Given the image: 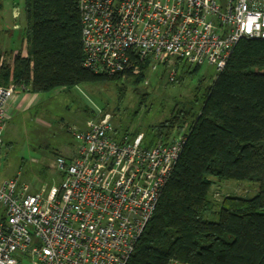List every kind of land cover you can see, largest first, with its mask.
I'll list each match as a JSON object with an SVG mask.
<instances>
[{
  "label": "built area",
  "instance_id": "1",
  "mask_svg": "<svg viewBox=\"0 0 264 264\" xmlns=\"http://www.w3.org/2000/svg\"><path fill=\"white\" fill-rule=\"evenodd\" d=\"M79 9L83 66L110 78L138 75L150 57L152 70L213 65L215 80L241 40H264V0H79ZM17 88L26 90L0 85V147ZM72 132L79 147L57 158L59 186L0 185V264H129L188 138L149 147L143 133L119 136L102 111Z\"/></svg>",
  "mask_w": 264,
  "mask_h": 264
},
{
  "label": "trees",
  "instance_id": "2",
  "mask_svg": "<svg viewBox=\"0 0 264 264\" xmlns=\"http://www.w3.org/2000/svg\"><path fill=\"white\" fill-rule=\"evenodd\" d=\"M24 11L30 55L18 54L12 67L0 65V85L43 94L114 83L121 101L128 88L137 93L148 78L150 57L123 83L121 76L84 68L79 0H25ZM174 67L192 74L201 66L178 59ZM200 99L199 110L192 107L198 95L190 107L176 104L145 133L149 147L170 143L184 131L188 138L129 264H264V40H241ZM128 133L140 134L123 135ZM213 178L256 182L259 192L249 199L226 195L212 201ZM209 212H217L219 220H208Z\"/></svg>",
  "mask_w": 264,
  "mask_h": 264
},
{
  "label": "rangeland",
  "instance_id": "3",
  "mask_svg": "<svg viewBox=\"0 0 264 264\" xmlns=\"http://www.w3.org/2000/svg\"><path fill=\"white\" fill-rule=\"evenodd\" d=\"M24 3L25 0H0L2 63L6 60L1 48L7 49L12 37L15 40L24 38L26 49H29L25 37ZM184 71L164 64L158 65L156 70L150 66L148 78L140 85V91L135 93L128 88L121 101L114 83H84L69 90L58 89L38 95L35 104L17 110L5 128L4 146L0 153V185L7 180L18 179L20 184L29 186L31 193H48L52 187L59 186L62 175L55 166L57 158L70 159L77 154L79 147L72 131L83 129L103 108L102 114L111 117L115 128L120 131L119 136L126 131L140 132L145 136L149 126L168 118L176 104L190 107L198 95L199 101L192 107L199 110L202 106L200 97L214 81L217 69L204 64L195 73L184 74ZM172 72L175 73V81H171ZM121 81L123 83L126 79ZM197 87L200 90L196 94ZM144 94L147 101L140 103ZM258 192L259 184L256 182L213 178L209 199L218 202L226 195L249 199ZM5 217V209L0 204V222ZM206 218L219 220L217 212H209ZM20 261L21 264H31L29 258L21 257Z\"/></svg>",
  "mask_w": 264,
  "mask_h": 264
},
{
  "label": "crops",
  "instance_id": "4",
  "mask_svg": "<svg viewBox=\"0 0 264 264\" xmlns=\"http://www.w3.org/2000/svg\"><path fill=\"white\" fill-rule=\"evenodd\" d=\"M9 43H10L9 47L7 49H5V47L1 48L2 53H4L3 59L6 60V62L5 63L1 62V59H2V57H1L2 55H1L0 56V65L4 64V65L12 67L14 65L15 57L18 54H20L24 58L29 57V55H30L29 49H26L24 38H23V40H22V38L15 40V38L12 37L9 40ZM11 44H12V46H11ZM38 95H41V94H32V93H29V92L21 89V88H17L15 90L13 96L9 99L8 104H7L6 127L8 125L9 119L13 116V114L17 110L30 108L32 105H34L38 99ZM3 146H4V144H2V146L0 147V153H1Z\"/></svg>",
  "mask_w": 264,
  "mask_h": 264
}]
</instances>
